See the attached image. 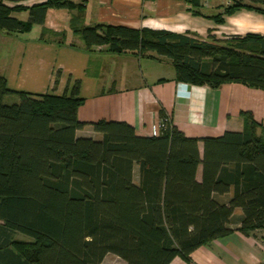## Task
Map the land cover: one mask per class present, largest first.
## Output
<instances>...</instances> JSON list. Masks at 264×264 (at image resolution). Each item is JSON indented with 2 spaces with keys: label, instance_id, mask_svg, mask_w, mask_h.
<instances>
[{
  "label": "trees",
  "instance_id": "trees-1",
  "mask_svg": "<svg viewBox=\"0 0 264 264\" xmlns=\"http://www.w3.org/2000/svg\"><path fill=\"white\" fill-rule=\"evenodd\" d=\"M191 2L203 14L202 0ZM263 4L233 0L224 13L264 14ZM52 7L71 12L70 26L88 48L167 58L188 85L264 90L258 32L201 40L166 29L89 26L86 0H0V32H29ZM222 15L216 22L224 23ZM7 94L17 101L7 103ZM84 100L79 82L70 93H32L10 89L0 74V264H102L109 253L124 264H170L236 229H264V125L252 116L242 131L198 138L159 113L160 134L144 136L126 121L80 120ZM87 125L101 137L78 135ZM238 208L243 216L233 228Z\"/></svg>",
  "mask_w": 264,
  "mask_h": 264
},
{
  "label": "crops",
  "instance_id": "crops-1",
  "mask_svg": "<svg viewBox=\"0 0 264 264\" xmlns=\"http://www.w3.org/2000/svg\"><path fill=\"white\" fill-rule=\"evenodd\" d=\"M4 1L11 6H31L44 0ZM225 7L224 0H210L209 6L201 9L203 14H196L191 0H86L85 24L166 29L201 40H208L209 33L222 39L247 32L264 34L263 15L245 9L225 14ZM219 13H223L224 23L214 19ZM13 15L29 18L28 11ZM70 19L68 9L52 7L44 24L34 25L29 32H0V74L7 78L10 89L60 95L70 93L79 82L85 98L78 109L80 120L126 121L144 136L160 134L156 127L159 113L170 115L187 136L198 138L242 131L251 116L264 125V90L238 82L219 88L181 83L167 58L112 53L105 45L88 48L72 30ZM257 130L261 133V128ZM77 133L101 137L89 125ZM200 147L202 150L201 143ZM201 173L200 168L199 178ZM242 216L243 211L236 209L231 227H239ZM190 257L177 256L170 264H260L264 260V229L250 234L236 229L199 247ZM124 263L111 253L102 262Z\"/></svg>",
  "mask_w": 264,
  "mask_h": 264
},
{
  "label": "built area",
  "instance_id": "built-area-1",
  "mask_svg": "<svg viewBox=\"0 0 264 264\" xmlns=\"http://www.w3.org/2000/svg\"><path fill=\"white\" fill-rule=\"evenodd\" d=\"M210 0H202V4L204 6H209ZM233 3V0H225V6L228 7ZM163 126V122L162 119H160V116L158 117V120L156 122V127L161 130ZM260 264H264V260L260 263Z\"/></svg>",
  "mask_w": 264,
  "mask_h": 264
},
{
  "label": "rangeland",
  "instance_id": "rangeland-1",
  "mask_svg": "<svg viewBox=\"0 0 264 264\" xmlns=\"http://www.w3.org/2000/svg\"><path fill=\"white\" fill-rule=\"evenodd\" d=\"M225 1V0H224ZM262 7L264 8V4L262 5ZM245 9V8H244ZM247 10V9H245ZM261 14V13H260ZM264 16V14H261ZM18 97H16L15 95H12V94H7L6 97H5V101L7 103H12V102H15V99L17 100Z\"/></svg>",
  "mask_w": 264,
  "mask_h": 264
}]
</instances>
